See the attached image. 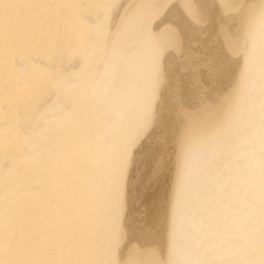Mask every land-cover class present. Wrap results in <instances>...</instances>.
Returning <instances> with one entry per match:
<instances>
[{"label": "bare ground", "instance_id": "1", "mask_svg": "<svg viewBox=\"0 0 264 264\" xmlns=\"http://www.w3.org/2000/svg\"><path fill=\"white\" fill-rule=\"evenodd\" d=\"M0 264H264V0H0Z\"/></svg>", "mask_w": 264, "mask_h": 264}]
</instances>
